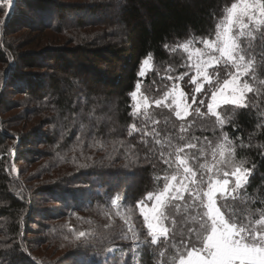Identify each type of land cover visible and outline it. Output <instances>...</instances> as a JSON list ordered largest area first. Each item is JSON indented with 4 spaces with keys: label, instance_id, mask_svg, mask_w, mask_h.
<instances>
[{
    "label": "trees",
    "instance_id": "obj_1",
    "mask_svg": "<svg viewBox=\"0 0 264 264\" xmlns=\"http://www.w3.org/2000/svg\"><path fill=\"white\" fill-rule=\"evenodd\" d=\"M236 1L0 5V264H180L207 235L200 227L206 208L194 193L202 190L205 203L214 179L234 183L230 194L216 195L225 218L264 231L255 223L264 215V25L240 44L245 62L252 60L242 77L251 88L242 105L225 103L213 114L205 103L200 113L191 106L177 118L172 97L164 100L177 82L194 93L183 46L214 39ZM19 27L40 29L47 48L32 49L41 50L36 55L17 51L20 63L11 70L6 53L20 41L7 36ZM144 59L150 69L141 77ZM235 70L229 63L211 66L213 81L197 95L210 100ZM137 83L147 102L133 113ZM12 89L28 96L18 102L23 113H8ZM236 167L249 170L240 188L231 177ZM173 177L188 190L166 198L157 228L168 231L152 243L140 202L163 192Z\"/></svg>",
    "mask_w": 264,
    "mask_h": 264
},
{
    "label": "snow or ice",
    "instance_id": "obj_2",
    "mask_svg": "<svg viewBox=\"0 0 264 264\" xmlns=\"http://www.w3.org/2000/svg\"><path fill=\"white\" fill-rule=\"evenodd\" d=\"M2 2L4 5L11 7L15 0H2ZM238 8L239 14L235 15L234 18V14L237 13ZM257 13L259 18H257ZM10 14L11 13H9V15ZM244 16H247L249 21H251L253 25L259 29L261 25H264V3H262L261 0H242V6H238L236 3H233L229 9L228 25L224 26L222 32H217V38L215 41H203L206 48L211 49L213 52H218L219 56L210 55L206 61L198 62L195 65V68L199 76H203L206 81L209 80L210 78L206 69L211 66L213 62L217 64H232L237 68L239 73L231 74V78L224 79L223 83L211 92L210 100H199L200 105L207 103V109L210 113L215 114L214 107L221 100L224 103L242 105L243 93L246 90L251 91V88L246 81L242 85L238 83V81L240 80V76L248 74L249 67L252 65V60H248L247 63H245V55L242 54L240 45L236 42V39L229 34L231 31L230 26L235 23L239 25L241 29L239 33L240 36H252L253 33L251 29H249L247 33L243 31V29L248 28V24L243 22L242 17ZM262 36H264V30H262ZM184 47L187 48V45H184ZM148 65L149 60L144 59L138 70V76H144L145 69ZM240 69H243V71H240ZM192 81L193 83H196L195 91L200 93L202 86L197 82V78L193 77ZM217 84H219L218 79ZM139 87L140 86L137 83L135 85L136 90L130 93V97L133 101L137 100ZM226 93L228 94L226 95ZM237 93H239V95ZM167 98L168 94L165 95L164 99L166 100ZM183 98L184 93L179 92L178 95H174L172 99V104L175 105V116L177 118H182L183 116L188 115V108L191 107V105L184 103ZM191 99L193 103L197 102L196 96H192ZM163 103V100L156 101L158 106ZM142 106L146 107V101L143 105L137 102L136 106L133 108V113H135ZM165 107H171V105H165ZM195 111L200 113L201 109L197 107L195 108ZM132 130H135L134 126ZM181 131H185V129L182 128ZM129 135H131V131ZM225 139H228L227 134H225ZM188 146L195 147V145ZM176 159L180 165H185V161L179 156H177ZM184 172L190 173L191 169L185 166ZM191 174L195 176L194 172ZM225 175H227V173ZM231 175L235 177V188H240L247 182L249 170L242 167H236ZM172 179H175V177ZM192 183L195 184L196 181L193 180ZM228 184V179H223L222 181H210L208 183L207 190L203 192V197H205L207 201L206 203H204L203 199L200 197L199 191L194 193V199L200 200L203 207L206 208L203 216L207 217V220L205 221L203 220V217H201L202 222L200 227L207 233V235L204 236L201 241L202 247L191 248V250L187 253L188 260L185 261L182 259L180 264H264V231L249 227L248 225H238L234 218L226 219L217 207V201L214 199V196L218 191L221 193V198H223L226 194H230L225 193L224 191ZM181 187L184 188L185 191L188 190L186 185L181 184ZM235 188L232 189L233 192L235 191ZM167 192H169L168 184L165 185L164 191L156 197V200L161 202L164 194ZM174 196L176 198H181L179 190H177V193H175ZM147 198L151 199V194H148ZM140 203L143 204V201ZM142 211H144V209H142ZM153 211H155V208ZM197 216H199V213H197ZM144 219L145 221H148L147 227L149 229V235L152 237V243H156V233L159 232L160 235H165L168 230L163 226L157 228L153 222L149 221L147 214L144 215ZM153 219L156 218L153 217ZM193 219H196V217H193ZM255 223L257 225H264V215H262L261 219L257 220ZM83 235L84 233H80V236ZM197 235L199 238V234Z\"/></svg>",
    "mask_w": 264,
    "mask_h": 264
},
{
    "label": "rangeland",
    "instance_id": "obj_3",
    "mask_svg": "<svg viewBox=\"0 0 264 264\" xmlns=\"http://www.w3.org/2000/svg\"><path fill=\"white\" fill-rule=\"evenodd\" d=\"M44 1V0H43ZM46 1H53V0H46ZM70 1H75V2H78V1H81V0H70ZM238 6H242V0H237L235 2ZM0 5H3L5 7H7L8 9H10L11 7L7 6V5H4L2 0H0ZM231 8V7H230ZM22 10V8H21ZM25 9H23L22 11H24ZM239 14V8L237 10V13L234 14V18H235V15ZM228 15H229V10L227 12V15L225 16L223 22L221 23L220 27H219V30L218 31H223V28L224 26L228 25ZM257 18L258 17V13H257ZM243 19V22L245 24H248V28L247 29H243V31H245L247 33V31L249 29L251 30H254L256 27L253 25V23L251 21H249L248 17L247 16H244L242 17ZM231 31H230V35L232 37H234L236 39V42L240 45L242 40L247 36V35H244V36H240L239 33L241 31L239 25L233 23L231 26ZM45 35V33H44ZM8 38L9 37H17L20 41V48L18 50H9L7 51L8 53H6V59H7V65H11V70H14L16 68V66L20 63L18 60L17 61V58H16V53L17 51L19 50H22L23 52H31L33 55H36L37 53H42L41 50H44L43 48H47L45 45V42L44 40L41 38L42 37V33L39 29L36 30V29H33V30H27L26 28H17V32L16 33H13V34H10L7 36ZM217 38V34L216 36L214 37V39H212L211 41H215ZM184 45H187V48H185L183 46V48L186 50V54H187V58H188V62L190 64V69L192 70L191 71V83L193 85V89H194V93L193 94H187L185 93L181 86H180V83L177 82L175 83V86H173L169 92H168V97H172L171 100L173 99V96L174 95H178L179 92H183L184 93V103L187 104V105H191L193 107H200L201 105L199 104V100L201 99L200 97H202L201 95L198 96L196 91H195V88H196V83H193L192 81V78L193 77H196L197 78V82L202 86L201 87V91L203 90V88L205 87V85H208L210 84L213 80L211 78V76L209 75V68L217 63L213 62L211 64V66H209L206 71L209 75V80H204L203 76H199L197 74V71H196V68H195V65L198 63V62H202V61H206L208 59V57L210 55L212 56H219V53L218 52H213L211 49H208L204 46V43L203 41L200 42V44H196V43H186ZM63 47L65 46L66 47V44L62 45ZM39 47H42L41 50H35V51H32V49H36V48H39ZM49 47V46H48ZM241 48V47H240ZM199 50V51H197ZM243 54V53H242ZM14 60L15 63L12 62V60ZM246 63V62H245ZM7 65H5L4 67H7ZM26 69V68H25ZM150 69V62H149V65L148 67L145 69V73ZM236 73L235 74H239L238 73V70L236 68ZM240 71H243V69H240ZM27 72H32V73H36L37 70H32L31 68L27 69ZM145 75V74H144ZM243 76H240V80L238 81V83H240L241 85L244 83L243 79H242ZM11 92V95L9 97V114H16V113H23V110L20 109V106L18 105V102L20 103V98L24 99V100H28V96L26 95H21V96H17L16 92L12 89L10 90ZM228 93H226L227 95ZM239 95V93H237ZM244 94V93H243ZM192 96H196L197 97V102L196 103H193L192 102V99L191 97ZM210 96H211V93H210ZM210 96L208 97V99H210ZM243 97V96H242ZM165 100V99H164ZM145 101L147 102V99L144 98L142 95L138 94L137 93V100L134 101V107L136 106V103L139 102L141 103V105H143L145 103ZM222 104H225L222 100L214 107V113L216 114L217 112V109L219 108L220 105ZM175 106V105H174ZM139 111V109L137 110ZM188 111H189V108H188ZM184 117V116H183ZM35 150L37 153H40L41 151H44V147L41 146V147H38V146H34ZM24 161H26L27 163L29 162V159L24 156ZM34 165V164H33ZM36 165V163H35ZM29 167V166H27ZM231 177L235 180V177L231 175ZM222 181L220 179H214L213 181ZM229 180V184L228 186L226 187V189L224 190L225 193H230L229 192V187L231 185H233V181H231L230 179ZM185 182H183L182 180L180 181H177V179H172L170 182H169V192L165 193L164 194V197L162 199L161 202H158L156 200V197L159 194H154V195H151V199H147L146 202H144L142 205H140L139 207V212L144 216L145 214L148 215L149 217V221L153 222L156 226H158V217L159 215L161 214V209L162 207H164V204L166 202V198L169 196V195H173L175 193H177V190H179V192L181 193L182 195V192H183V188L181 187V184H184ZM185 185V184H184ZM207 190V189H206ZM199 192H202V190H198ZM205 191V190H204ZM162 193V192H161ZM217 194H221L219 191L215 194L214 196V199L217 198ZM206 198H205V203H206ZM41 207V206H40ZM218 207V206H217ZM155 208V211H153V209ZM142 209H144V211H142ZM153 217H155L156 219H153ZM37 220V218H36ZM39 220V219H38ZM148 223V221H146ZM36 223V222H35ZM39 223V222H37ZM36 233V231H35ZM32 237H36V234H33ZM59 256L62 257V254L60 255L59 253ZM60 259V258H59ZM185 261L188 260V256L184 259Z\"/></svg>",
    "mask_w": 264,
    "mask_h": 264
}]
</instances>
